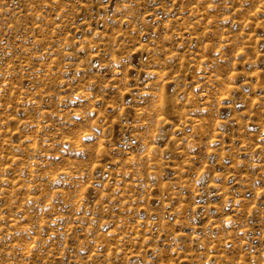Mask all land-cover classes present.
I'll list each match as a JSON object with an SVG mask.
<instances>
[{"label": "rangeland", "instance_id": "1", "mask_svg": "<svg viewBox=\"0 0 264 264\" xmlns=\"http://www.w3.org/2000/svg\"><path fill=\"white\" fill-rule=\"evenodd\" d=\"M0 264H264V0H0Z\"/></svg>", "mask_w": 264, "mask_h": 264}, {"label": "snow or ice", "instance_id": "2", "mask_svg": "<svg viewBox=\"0 0 264 264\" xmlns=\"http://www.w3.org/2000/svg\"><path fill=\"white\" fill-rule=\"evenodd\" d=\"M88 137H85V139H87Z\"/></svg>", "mask_w": 264, "mask_h": 264}]
</instances>
